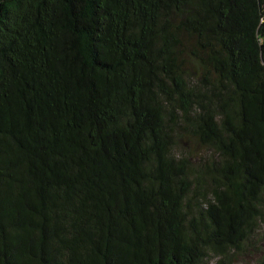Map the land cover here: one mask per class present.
<instances>
[{
  "label": "trees",
  "instance_id": "16d2710c",
  "mask_svg": "<svg viewBox=\"0 0 264 264\" xmlns=\"http://www.w3.org/2000/svg\"><path fill=\"white\" fill-rule=\"evenodd\" d=\"M261 238L264 0H0V264H234Z\"/></svg>",
  "mask_w": 264,
  "mask_h": 264
},
{
  "label": "rangeland",
  "instance_id": "374dc122",
  "mask_svg": "<svg viewBox=\"0 0 264 264\" xmlns=\"http://www.w3.org/2000/svg\"><path fill=\"white\" fill-rule=\"evenodd\" d=\"M260 240L261 241L258 244H256V248L258 246L257 250L259 249L260 251L255 252L253 254L254 249L251 248L250 249L251 254L246 253L237 256L234 260V264H250L252 262H255L259 255H264V238H261Z\"/></svg>",
  "mask_w": 264,
  "mask_h": 264
}]
</instances>
